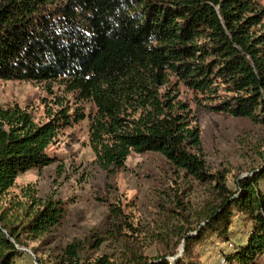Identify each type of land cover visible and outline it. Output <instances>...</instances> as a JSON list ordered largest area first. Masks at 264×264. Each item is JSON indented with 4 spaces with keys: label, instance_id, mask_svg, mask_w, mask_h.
<instances>
[{
    "label": "trees",
    "instance_id": "trees-1",
    "mask_svg": "<svg viewBox=\"0 0 264 264\" xmlns=\"http://www.w3.org/2000/svg\"><path fill=\"white\" fill-rule=\"evenodd\" d=\"M263 21L261 0H0V80L60 82L92 102L88 141L99 169L115 172L131 154L157 152L173 169L213 184L220 206L194 237L183 233L186 254L204 238L229 242L240 217L250 230L222 255L224 264H262L264 155L256 171L228 187L224 172L206 168L191 103L264 126ZM55 107L46 108L44 122L17 104L0 107V202L18 176L55 163L47 149L87 117L60 99ZM28 191L21 216L0 207V264H14L25 240L64 219L60 201ZM100 246L95 237L73 240L56 264H113L107 255L83 258ZM186 258L134 262L193 264Z\"/></svg>",
    "mask_w": 264,
    "mask_h": 264
},
{
    "label": "rangeland",
    "instance_id": "rangeland-1",
    "mask_svg": "<svg viewBox=\"0 0 264 264\" xmlns=\"http://www.w3.org/2000/svg\"><path fill=\"white\" fill-rule=\"evenodd\" d=\"M59 99L70 112L77 109L87 117L62 130L47 149L56 162L18 176L0 207H14L12 212L17 209L21 216L29 204V189L42 201H60L65 216L39 238L25 240L24 254L14 264H56L67 243L87 237L101 240V246L84 252L83 258L91 261L107 255L113 264H135L136 258L159 256L171 263L187 257L193 264H222L224 253L245 242L250 222L234 217L229 242L204 238L186 254L183 233L194 237L207 226L205 218L220 206L213 184H200L173 169L157 152L131 154L115 172L99 169L88 141V115L95 112L92 102L78 100L60 82L0 80V107L17 104L37 122L46 120V108H56ZM191 108L199 124L206 168L210 173L224 172L226 185L234 188L236 180L248 177L263 162L264 126L248 118L207 112L194 103Z\"/></svg>",
    "mask_w": 264,
    "mask_h": 264
},
{
    "label": "bare ground",
    "instance_id": "bare-ground-1",
    "mask_svg": "<svg viewBox=\"0 0 264 264\" xmlns=\"http://www.w3.org/2000/svg\"><path fill=\"white\" fill-rule=\"evenodd\" d=\"M224 262H225L224 260H221V263H222V264H224Z\"/></svg>",
    "mask_w": 264,
    "mask_h": 264
},
{
    "label": "crops",
    "instance_id": "crops-1",
    "mask_svg": "<svg viewBox=\"0 0 264 264\" xmlns=\"http://www.w3.org/2000/svg\"><path fill=\"white\" fill-rule=\"evenodd\" d=\"M262 259H263V262H262V264H264V258L262 257Z\"/></svg>",
    "mask_w": 264,
    "mask_h": 264
}]
</instances>
